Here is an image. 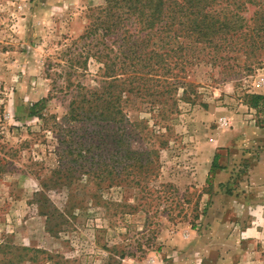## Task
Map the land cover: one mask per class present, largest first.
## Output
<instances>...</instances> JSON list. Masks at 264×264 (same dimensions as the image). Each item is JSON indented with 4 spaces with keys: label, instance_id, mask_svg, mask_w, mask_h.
I'll return each instance as SVG.
<instances>
[{
    "label": "rangeland",
    "instance_id": "1",
    "mask_svg": "<svg viewBox=\"0 0 264 264\" xmlns=\"http://www.w3.org/2000/svg\"><path fill=\"white\" fill-rule=\"evenodd\" d=\"M103 2L0 0V264H264V60L196 68L176 112L132 98L127 131L68 122L71 43Z\"/></svg>",
    "mask_w": 264,
    "mask_h": 264
},
{
    "label": "trees",
    "instance_id": "2",
    "mask_svg": "<svg viewBox=\"0 0 264 264\" xmlns=\"http://www.w3.org/2000/svg\"><path fill=\"white\" fill-rule=\"evenodd\" d=\"M103 3L89 11L90 23L83 35L71 43L77 53L70 56L72 71L67 73V88L72 94L65 117L68 122L86 123L93 131H127L130 122L124 105L132 98L152 108L162 106L163 111L176 112L178 102L193 104L198 98V86L189 80L196 68H219L227 59L223 54L234 52L245 56L244 65L251 60L263 63L264 0ZM91 60L100 65L97 87L88 89L80 84L73 89L72 77L79 74L76 65L87 71ZM248 98V107L255 110L264 102L262 95ZM43 107L44 101L34 104L30 116L45 121L46 116L39 112ZM83 147L76 153H66L85 160L88 157ZM67 158L60 156L62 160ZM216 160L217 157L214 163ZM69 170L54 173H65L69 182ZM46 203L47 200L42 202L40 208L47 222L51 215L65 217L58 209L50 215Z\"/></svg>",
    "mask_w": 264,
    "mask_h": 264
},
{
    "label": "crops",
    "instance_id": "3",
    "mask_svg": "<svg viewBox=\"0 0 264 264\" xmlns=\"http://www.w3.org/2000/svg\"><path fill=\"white\" fill-rule=\"evenodd\" d=\"M264 94V93H263ZM222 146V145H221ZM223 146H226V145H223Z\"/></svg>",
    "mask_w": 264,
    "mask_h": 264
}]
</instances>
